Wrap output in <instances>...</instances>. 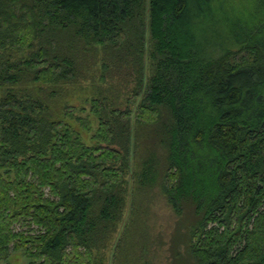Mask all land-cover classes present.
<instances>
[{
	"label": "trees",
	"instance_id": "trees-1",
	"mask_svg": "<svg viewBox=\"0 0 264 264\" xmlns=\"http://www.w3.org/2000/svg\"><path fill=\"white\" fill-rule=\"evenodd\" d=\"M19 256L264 264V0H0V264Z\"/></svg>",
	"mask_w": 264,
	"mask_h": 264
},
{
	"label": "rangeland",
	"instance_id": "rangeland-1",
	"mask_svg": "<svg viewBox=\"0 0 264 264\" xmlns=\"http://www.w3.org/2000/svg\"><path fill=\"white\" fill-rule=\"evenodd\" d=\"M157 211V216L151 219L152 226L154 227L153 236L155 239V247L157 250L161 248V251L159 252L164 254L168 248L171 247V238L176 227V218L171 213L166 203H164L162 200L159 201ZM166 258L168 257H164V259ZM12 264H28V260L25 257L19 256L12 261Z\"/></svg>",
	"mask_w": 264,
	"mask_h": 264
}]
</instances>
